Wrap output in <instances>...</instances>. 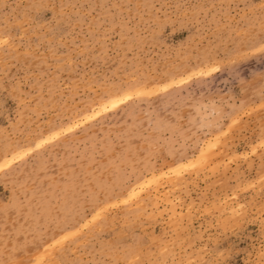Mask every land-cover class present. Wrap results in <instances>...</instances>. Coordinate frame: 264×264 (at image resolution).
<instances>
[{"label": "rangeland", "instance_id": "rangeland-1", "mask_svg": "<svg viewBox=\"0 0 264 264\" xmlns=\"http://www.w3.org/2000/svg\"><path fill=\"white\" fill-rule=\"evenodd\" d=\"M262 47L264 0H0V264H264Z\"/></svg>", "mask_w": 264, "mask_h": 264}, {"label": "snow or ice", "instance_id": "snow-or-ice-1", "mask_svg": "<svg viewBox=\"0 0 264 264\" xmlns=\"http://www.w3.org/2000/svg\"><path fill=\"white\" fill-rule=\"evenodd\" d=\"M261 52H264V47H262L261 49H259ZM218 69H216V68H210L209 70H208V72L207 73H205V72H200L199 74L200 75H205V74H208V75H210L212 72H215V71H217ZM195 75V74H194ZM192 77H188V79H191ZM181 82H183V81H181ZM169 87H171V85H165L164 86V89L163 90H167V88H169ZM140 95H145V94H147V93H145V92H140L139 93ZM120 101H114L113 102V107H115L116 106V103H119ZM57 135H59V134H57ZM53 139H55V137H53ZM48 141H44L43 143H47ZM259 147H261V148H264V142H262L260 145H259ZM27 153H25V155H26ZM192 167H194V165H192V164H185V163H182V162H177V167L176 168H174L173 169V172L175 173V174H177V175H179V174H181L183 171H185V170H187V169H190V168H192ZM3 169H2V167H0V171H2ZM127 202V201H126Z\"/></svg>", "mask_w": 264, "mask_h": 264}, {"label": "bare ground", "instance_id": "bare-ground-1", "mask_svg": "<svg viewBox=\"0 0 264 264\" xmlns=\"http://www.w3.org/2000/svg\"><path fill=\"white\" fill-rule=\"evenodd\" d=\"M116 100V98L115 99H113L112 101H115Z\"/></svg>", "mask_w": 264, "mask_h": 264}]
</instances>
